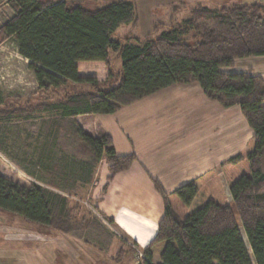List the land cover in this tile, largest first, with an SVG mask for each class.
I'll return each instance as SVG.
<instances>
[{"label": "trees", "instance_id": "trees-1", "mask_svg": "<svg viewBox=\"0 0 264 264\" xmlns=\"http://www.w3.org/2000/svg\"><path fill=\"white\" fill-rule=\"evenodd\" d=\"M8 2L14 14L0 26V43L15 42L18 53L30 61L38 91L52 97L70 82L79 88L58 94L56 103L51 100L34 108L28 103L15 112L59 111L62 121L110 114L160 89L190 83L200 84L208 98L224 107H240L253 136L222 163L221 170H208L171 193L156 182L164 214L143 250L144 264H154L156 256L162 264H254L237 215L256 264H264V78L222 71L237 59L264 56V5L199 3L190 8L182 26L138 37V44L132 45L118 30L138 24L133 1H112L97 8L69 0ZM116 59L121 60L120 69H115ZM81 61L105 62L108 80L100 83L81 76ZM75 137L93 155L92 162L66 166L81 183L91 182L104 156L109 181L136 160L134 155H118L107 133L93 136L75 123ZM67 203L65 197L36 184L26 186L0 175V210L27 223L69 232L71 221L64 218Z\"/></svg>", "mask_w": 264, "mask_h": 264}, {"label": "crops", "instance_id": "crops-1", "mask_svg": "<svg viewBox=\"0 0 264 264\" xmlns=\"http://www.w3.org/2000/svg\"><path fill=\"white\" fill-rule=\"evenodd\" d=\"M69 1L82 3L84 0ZM94 1L103 6L122 0ZM130 1L136 6L138 18V24L133 27L141 26L144 31L135 34L129 30L132 25H127L128 29L120 28L118 34L125 28L129 30L121 36L124 42L132 45L138 44L136 38L153 34L158 23L160 28L157 27L159 31L155 33L156 36L169 28H164L168 20L173 27L182 26L190 17V8L199 3L211 7L253 3L264 5V0ZM82 65L89 69L100 65L108 68L105 62L81 61L79 73L83 77H93L100 83L108 80V74L103 79H97L92 72L82 73ZM115 65L120 69L121 60L116 59ZM261 70L264 71V56L237 59L233 66L222 68L228 73L248 72L264 78ZM77 118L86 120L87 124L83 126L85 131L90 132L89 128L99 129L96 133L91 131L94 136L100 132L110 135L118 155L136 156L129 169L118 173L102 186L103 192L95 202L98 213L115 229V235L110 236L108 241L106 238L101 245L92 244V247L79 241L76 248L70 245L72 236L69 235L50 232L45 233L42 240L39 236H27L26 241L18 239L17 245H9L11 247L8 248L12 250L8 252L12 253L14 260L2 258L0 264H109L100 255L111 250L113 245L116 248L110 257L114 260L113 264H123L134 252L128 248L130 242L143 251L157 233L164 214V200L156 182L165 192L171 193L208 170H221L222 163L235 156L253 136V130L239 106H222L208 98L198 83L174 84L124 105L114 113ZM104 170L103 177L108 178V163ZM3 232L4 228L2 234L6 233ZM1 242L4 244L5 239ZM86 247H91V251ZM20 253L29 257L25 263L19 258ZM154 261L155 264H162L159 256Z\"/></svg>", "mask_w": 264, "mask_h": 264}, {"label": "rangeland", "instance_id": "rangeland-1", "mask_svg": "<svg viewBox=\"0 0 264 264\" xmlns=\"http://www.w3.org/2000/svg\"><path fill=\"white\" fill-rule=\"evenodd\" d=\"M82 4L88 7L102 6V4H98L94 0H84ZM13 14V8L8 0H0V26L11 18ZM171 23L168 20L164 28L170 27ZM123 27L128 29V26ZM129 30L134 31L135 34H142L144 31L141 26H138V28L131 26ZM167 30L164 29V31ZM128 31L125 28L119 33L123 36ZM157 31L159 30L154 32L157 33ZM29 63L28 59L18 53L17 45L12 39L0 43V175L22 185L32 186L36 184L65 197L68 203L64 218L66 222L71 221V228L69 232L58 233L43 226L27 223L18 215L0 210L1 260L2 258L14 260L12 253L8 252L12 249L8 247L17 245L19 243L18 239L21 242L26 241L27 236H39L42 240L45 233L48 234L50 232L65 236L69 235L72 236L71 238L68 237L72 240L70 245L76 248L75 245L79 241L85 242L92 247V244L101 245L103 241H106V238L108 241L110 236L115 235V229L113 230L110 223L102 218L95 207L96 199L103 192L102 186L109 181V177H103L104 169L107 167L106 157L104 156L96 165L90 183L79 182L67 168L70 162L93 161V155L75 137V123L83 128L87 124L86 120L75 117L74 119L62 121L60 120L61 113L59 111L39 109L21 113L14 111L20 108L17 106L20 105L21 108H24L23 106L28 103L33 108L48 104L51 100L56 103L58 94L69 92L71 89L74 90V88L79 89L78 85L70 82L65 88L61 89V93H56L52 97L38 91V84L34 73L28 66ZM100 66L89 69L82 65L81 72L88 74L92 72L97 76V79H103L107 74L110 75L109 67ZM117 68L115 65V69ZM261 72L264 73L263 70ZM80 88H89V86L82 85ZM4 110L10 114L3 115L2 112ZM92 130L95 133L99 132V129L89 128L90 132L88 133L93 136ZM101 133L103 132L99 134ZM222 177L226 193L229 199L232 200L227 181L224 176ZM236 217L242 236L250 250L253 263L256 264L241 225V220L238 215ZM55 219L60 220V217L56 215ZM2 228H4L6 233H3L5 234H2ZM1 238L5 239L4 244L1 242ZM10 244L11 246H9ZM91 247L86 248L91 251ZM111 247V250L100 255L109 264L114 263V260L110 257L116 252L114 251V249L116 250L114 245ZM129 247L134 252L128 257V261L126 259L123 261V264L125 262L128 264H144L145 259L140 254L143 251L131 242L128 245ZM18 253L16 254L17 259ZM19 258L23 263L29 259L25 254L21 255V253ZM118 258L121 260L120 256ZM68 259L70 262L69 257Z\"/></svg>", "mask_w": 264, "mask_h": 264}, {"label": "built area", "instance_id": "built-area-1", "mask_svg": "<svg viewBox=\"0 0 264 264\" xmlns=\"http://www.w3.org/2000/svg\"><path fill=\"white\" fill-rule=\"evenodd\" d=\"M140 254H141V256L145 259L144 253H140Z\"/></svg>", "mask_w": 264, "mask_h": 264}]
</instances>
